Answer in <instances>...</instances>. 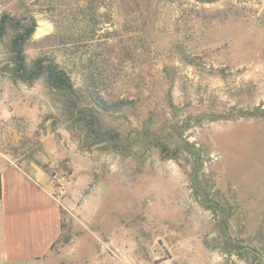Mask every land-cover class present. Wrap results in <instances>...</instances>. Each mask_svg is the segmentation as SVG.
<instances>
[{"label": "rangeland", "instance_id": "obj_1", "mask_svg": "<svg viewBox=\"0 0 264 264\" xmlns=\"http://www.w3.org/2000/svg\"><path fill=\"white\" fill-rule=\"evenodd\" d=\"M1 15L0 170L51 180L45 264H264V0H0ZM33 24L26 72L63 68L80 113L18 72L11 41Z\"/></svg>", "mask_w": 264, "mask_h": 264}, {"label": "crops", "instance_id": "obj_2", "mask_svg": "<svg viewBox=\"0 0 264 264\" xmlns=\"http://www.w3.org/2000/svg\"><path fill=\"white\" fill-rule=\"evenodd\" d=\"M42 172L0 170V264H45L61 235V212Z\"/></svg>", "mask_w": 264, "mask_h": 264}, {"label": "trees", "instance_id": "obj_3", "mask_svg": "<svg viewBox=\"0 0 264 264\" xmlns=\"http://www.w3.org/2000/svg\"><path fill=\"white\" fill-rule=\"evenodd\" d=\"M10 18L7 15H1L0 16V35H2L7 28L8 23L10 22ZM34 24L27 28H20V32L16 34L12 41H11V49L16 57V64L18 72L23 77V80H30L35 79L41 75H44L47 79L48 87L55 92L60 93L62 96L66 97L67 99L72 100V98H75V101H72L69 104V107L71 110H74L76 113H80V110L77 108H81V104L78 100V92L74 89L73 84L71 82L69 74L61 68L59 65L55 64L53 61L50 60H41L38 59L35 61L33 69L30 72H26V68L24 65V59H23V45L29 35L33 32ZM97 136H101L104 138L101 142H112L115 141L114 137L107 138V136L96 134ZM145 135V134H144ZM143 135V136H144ZM147 136V135H146ZM152 137L155 139L156 134H152ZM186 146L188 144H185ZM191 147V146H189ZM158 148L160 153L170 155L171 157L174 156H180L182 153L187 152L190 156H192L194 163L196 166L192 167V171L190 173V177L197 175V172H200L201 165H198L199 159H201L200 153H197L195 150H190L188 148H182L177 145H170V142L168 144V141L166 139H163L159 142ZM193 173V174H192ZM193 178V177H192ZM191 178V179H192ZM197 181V177H194L193 182L194 184ZM196 189V187H194ZM198 189L195 190L197 193ZM197 195V194H196ZM203 204L208 208L210 207V201L204 198ZM210 209V208H208Z\"/></svg>", "mask_w": 264, "mask_h": 264}]
</instances>
